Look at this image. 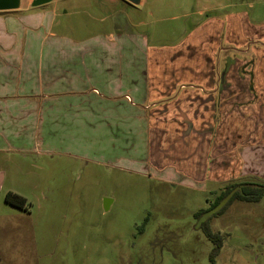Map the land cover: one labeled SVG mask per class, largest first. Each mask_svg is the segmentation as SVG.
<instances>
[{
  "label": "rangeland",
  "instance_id": "rangeland-1",
  "mask_svg": "<svg viewBox=\"0 0 264 264\" xmlns=\"http://www.w3.org/2000/svg\"><path fill=\"white\" fill-rule=\"evenodd\" d=\"M54 2L58 14L70 10L56 19L55 36L82 42L131 31L129 43L140 54L141 46L176 48L210 16L237 12L264 25V0H145L137 7L123 0L115 26V5ZM199 11L208 12L200 17ZM17 14L21 20L24 14ZM56 38L50 35L46 45ZM125 100L131 102L126 97L113 109ZM71 103H52L30 140L31 132L16 130L15 140L0 130V264H264V195L258 202L234 200L219 214L213 215L220 206L208 211L227 184L264 186L263 146L245 150L240 160L243 148L224 145L225 155L209 164L208 176L202 169L191 177L186 163L158 158L132 113L129 121L124 112L111 115L109 99L67 108ZM239 133L246 135L233 134ZM8 192L25 199L24 211L5 203ZM203 222L221 237L212 260L214 245L199 228Z\"/></svg>",
  "mask_w": 264,
  "mask_h": 264
},
{
  "label": "crops",
  "instance_id": "crops-1",
  "mask_svg": "<svg viewBox=\"0 0 264 264\" xmlns=\"http://www.w3.org/2000/svg\"><path fill=\"white\" fill-rule=\"evenodd\" d=\"M32 1L0 12V130L8 136L17 140L16 130L31 132L29 140L38 136L52 103L70 100L67 108H76L84 99L98 98L110 100L111 115L134 118L158 148V158L186 163L191 177L202 169L208 176L209 164L225 155L224 145L243 148L240 160L245 150L264 147V25L237 12L223 19L210 16L176 48L141 46L140 54V47L129 43L131 31L82 42L55 36L56 19L70 10L58 14L54 0L39 7H31ZM95 1L119 8L113 13L115 26L124 13L123 0ZM144 4L141 0L139 6ZM17 13L34 27L15 19ZM50 35L57 43L46 45ZM126 97L131 102L114 110ZM210 149L215 150L211 155Z\"/></svg>",
  "mask_w": 264,
  "mask_h": 264
},
{
  "label": "trees",
  "instance_id": "trees-1",
  "mask_svg": "<svg viewBox=\"0 0 264 264\" xmlns=\"http://www.w3.org/2000/svg\"><path fill=\"white\" fill-rule=\"evenodd\" d=\"M264 195V186L255 185L254 183H243L237 182L232 184H227L222 191L216 197L214 203L209 208L208 211L219 207L214 214L222 213L226 207H228L234 200L246 201V202H258ZM4 201L11 207L17 208L24 211L26 209V201L23 197H20L11 192L6 193L4 196ZM223 202L222 205H220ZM204 213L203 210L198 211L194 217L198 219ZM211 215V216H213ZM210 216V217H211ZM209 217V218H210ZM208 218V220H209ZM203 230L204 235L213 243L214 247L211 252V260L218 253L221 245V237L210 231L207 223H202L199 227Z\"/></svg>",
  "mask_w": 264,
  "mask_h": 264
},
{
  "label": "water",
  "instance_id": "water-1",
  "mask_svg": "<svg viewBox=\"0 0 264 264\" xmlns=\"http://www.w3.org/2000/svg\"><path fill=\"white\" fill-rule=\"evenodd\" d=\"M52 0H33L31 7H39L50 3ZM128 4L137 7L141 0H124ZM21 6V0H0V12H8L18 10Z\"/></svg>",
  "mask_w": 264,
  "mask_h": 264
},
{
  "label": "flooded vegetation",
  "instance_id": "flooded-vegetation-1",
  "mask_svg": "<svg viewBox=\"0 0 264 264\" xmlns=\"http://www.w3.org/2000/svg\"><path fill=\"white\" fill-rule=\"evenodd\" d=\"M223 204V202L220 204V205H222ZM209 218V217H208Z\"/></svg>",
  "mask_w": 264,
  "mask_h": 264
}]
</instances>
